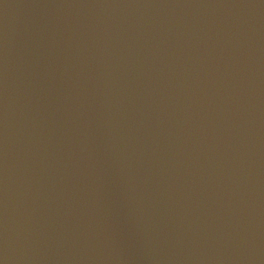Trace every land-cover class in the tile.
I'll return each mask as SVG.
<instances>
[{
	"label": "water",
	"instance_id": "95a60500",
	"mask_svg": "<svg viewBox=\"0 0 264 264\" xmlns=\"http://www.w3.org/2000/svg\"><path fill=\"white\" fill-rule=\"evenodd\" d=\"M0 264H264V0H0Z\"/></svg>",
	"mask_w": 264,
	"mask_h": 264
}]
</instances>
